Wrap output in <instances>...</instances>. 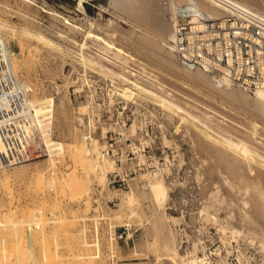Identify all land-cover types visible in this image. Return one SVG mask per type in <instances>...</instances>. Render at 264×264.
<instances>
[{"label":"rangeland","instance_id":"1","mask_svg":"<svg viewBox=\"0 0 264 264\" xmlns=\"http://www.w3.org/2000/svg\"><path fill=\"white\" fill-rule=\"evenodd\" d=\"M108 1L101 0L94 5L84 3L83 12L79 9V2L74 0H0V20L9 22L10 25L1 28V31L5 37L7 36L17 60L22 62H19L18 69L20 79L31 82L33 89L35 88L30 92L32 96L41 92L39 96L37 95L41 99L53 97L55 118V120L53 118V138L67 143L73 141L77 144L82 143L87 159L84 160L87 162L79 165L80 185L76 190L68 183L64 184L63 182L69 180L63 181L64 176L61 177L75 167L74 161L72 162L69 156L65 157L66 161L64 159V162L59 160L58 162L61 163H56L55 173L51 169L53 168L50 165L51 160H48L49 157L51 158L50 155L13 166L15 169L6 168L10 173L13 169L17 170V167L25 172L29 170V173L27 176H22L25 180L21 176L13 175L8 177L9 181L0 179V203H3L2 206L0 204V212L4 218L3 226L0 227V233L4 235L0 237L6 239L3 242L4 240L0 238V255L10 257L6 259L5 256H0V264L11 263L12 261L6 260H12L13 257H16L15 264L24 263L23 258H20L22 263L18 261L19 254L22 255L21 257L29 258L24 259L26 262L24 264L28 261L30 264H176L172 258H169L167 247H164L166 243L170 245L173 241L181 255L188 254L189 250H193L194 245L198 244L197 253L199 257L204 258L203 264H217L223 259L229 264H241L239 252L249 258L251 264H262L260 241L247 233L253 231L263 236L264 227L258 221L257 213L252 211L253 204L248 203L250 208H247V203L244 205V201L243 205L240 204L238 198L241 193H237V196L230 194L227 184L221 179L222 175L210 169L211 160L208 159L209 151L204 152V147L206 148L204 141L208 139L206 143L213 145L214 141L218 140L216 146L219 145V148H229L228 140L245 141L252 149L254 148L255 153L259 152L260 155L257 156L259 160L261 154L264 155V131L260 134L258 132L264 130V115L238 100L233 102L235 99L231 101L230 98L214 92L216 99H219L215 100V104L221 103V105H214V110L219 108L218 112L209 111L203 101L195 99L198 104L194 102L193 98L196 96L194 91L195 96L192 93L189 94L193 96H189L187 92H183L185 95L181 94L179 88L178 92L176 87H173L176 85L173 80L175 76L179 79L186 77L184 80L196 83L179 70L176 71L161 61L143 54L145 58H150L153 62L157 61L156 63L163 68H168V70L162 69L163 73H168L169 79L158 80L159 77H154L155 74L150 73L143 65L138 66V63L127 59L123 54L116 56L115 51L106 48L102 40H93L92 37L88 38L89 36L86 38L88 35L86 32L89 30L104 36L109 41L121 42L103 29L110 19L118 20L126 28H129L130 24L126 21V16L112 8ZM55 13L59 14L54 16ZM65 19H70L69 21L79 27L69 26ZM90 21L94 23L91 24ZM122 43L127 46V43ZM127 47L133 49L129 45ZM135 52L142 55L140 51L135 50ZM110 55H115L116 58ZM169 69L173 72H168ZM172 73L176 75L173 76ZM126 89H129L127 93H125ZM146 89L153 90L152 92L155 91L162 97ZM186 95L188 97H185ZM168 99L174 103L175 108L171 104H166ZM176 104L184 110L177 109ZM223 106L226 109H222ZM227 107H230V110ZM253 117L257 122L255 120L249 122ZM246 118H249L248 121ZM244 122L245 125L247 124L246 127L243 126ZM254 124L257 126L254 127ZM196 130L199 132L196 133ZM207 136H210L213 143ZM225 137L226 140L221 139ZM166 139H168L167 143H165ZM202 144L204 147L201 146ZM252 157L250 156L249 159L254 160L251 163L257 162V157ZM261 158L264 159L263 156ZM34 163L38 167H46V171L50 170L47 176L50 175L56 181L53 183L54 186L47 184L45 188L44 185L39 186L37 183V187L33 181H28L31 180L29 174L35 168ZM45 164L47 166H44ZM149 173H162L165 181L167 180L170 197L165 205L161 197H156L150 192L147 177ZM2 183L4 188L1 186ZM42 188L45 191L40 190ZM131 194H134V200L129 202L128 196ZM220 196L221 198H218ZM251 208L252 210L249 211ZM7 211H10L9 214ZM5 214L6 217H10L6 222ZM206 215L210 217L209 220ZM39 216L46 218V221H41ZM47 217L50 219L48 220ZM172 217H177L178 221L171 220ZM16 218L21 224H14L15 221L18 223ZM11 219H15L11 221L15 227L10 222ZM24 219L26 222H23ZM217 220L232 223L233 227L245 232L239 241L233 242L231 252H227L222 240L220 241L221 234L217 229ZM9 222L15 229L20 228L19 233H16L14 228H7ZM30 223L32 225H29ZM36 223H39V226ZM30 232L38 237V240L33 238V246L29 237ZM7 241H14V245H11L13 242L6 243ZM18 241L22 243L20 246ZM91 241L98 243V247ZM87 242H91L90 244L94 246H87ZM3 246L4 249L7 248L5 251L8 250L9 257L3 251ZM18 246L22 247L18 248ZM87 250L89 254L86 253ZM218 251L221 253L219 254ZM31 254L34 263H31ZM86 254L94 256L92 259L89 256L90 260H87V257L83 256ZM48 255L52 257L49 258ZM180 263L183 264L179 261Z\"/></svg>","mask_w":264,"mask_h":264},{"label":"bare ground","instance_id":"2","mask_svg":"<svg viewBox=\"0 0 264 264\" xmlns=\"http://www.w3.org/2000/svg\"><path fill=\"white\" fill-rule=\"evenodd\" d=\"M32 2V1H31ZM109 5L114 8L116 11H118L120 14H124L125 18H126V21L129 22L130 26L129 28H126L124 27L122 24L119 23L118 20H113V19H110L109 22L107 23V25L104 27V31L106 33H109L111 35H114L118 41H121V42H125L127 43V46H131V48L133 49H129L130 47H127L125 45H123V43L121 44V42H112V41H109L107 39H105L104 36L98 34V33H94L92 31H87L86 34V38H90L92 37L93 40H102L104 42V44L106 45L105 47L106 48H109L111 50H113V52L115 51V54L116 56H122L125 55V57L131 61H134V63H138L137 65L138 66H141L143 65L144 68H147L148 71H150V73L152 72L153 74H155L154 77L158 78L159 79H163V81H166V79H169V75L168 73H163V68L161 65L157 64L156 62H153L150 58H145V55L149 56V57H152V58H155V60H159L161 61V63H163L164 65H167L176 69L179 70L184 76H187L189 78H191L192 80H194L196 83H192L190 82L189 80H184V77L183 79H179V77L175 76L173 78V80H175V86L173 87H176L177 91L180 89V91H182L181 94H184L183 92H187L188 94L189 93H192L194 95L195 93V97L193 98V100L197 99V100H201L203 101L205 104H206V107L208 109H210L209 111H213L214 110V105H221L220 104H215V102L217 100H219L218 98L216 99V95L213 94L214 93H218V94H221V95H224L228 98L232 100L235 99V101L233 102H237L236 100H238V102H242V104H246L250 107H252L253 109L259 111L261 114L264 115V90H258V91H255V92H252V91H249L245 88H242V87H234L236 86L237 84L231 82L230 80H228L227 78L219 75L218 73H211V72H208L207 70L195 65V64H192L186 60H184L183 58H181L178 54H176V52L173 50V47L172 45L170 44L171 40L173 39V36H174V27L177 25V23L179 22L180 19H189V18H197V17H203V18H220V17H224V16H228V15H231V14H236L238 12H252V13H255L261 17L264 18V0H109ZM79 9L82 10L83 12L85 11L84 9V6H83V3L82 1H79ZM77 10V9H76ZM47 12V11H46ZM56 14H59V13H55L54 16ZM117 16V14H116ZM59 17V16H58ZM72 17V16H71ZM122 18V17H121ZM64 19V18H63ZM72 19V18H71ZM78 19V18H77ZM67 20V19H65ZM70 20V19H69ZM67 20V22L70 24H68L69 26H74V27H79L78 25L72 23L71 21ZM73 20V19H72ZM76 20V19H75ZM74 22V21H73ZM76 22V21H75ZM66 23V21H65ZM91 23V21H90ZM94 22H92L91 24H93ZM78 24V23H77ZM101 24V23H100ZM80 25V24H79ZM102 25V24H101ZM9 22H5V21H1L0 20V73L7 78V80L10 82V84L13 86V91H12V94H17L18 96H24V97H30L32 103H33V107L36 109V113H37V118L40 122V124L42 125L43 123V120L41 119V114L44 112V109H45V104L47 103H51L53 102L52 98H45V99H41V97H38L40 94L37 96L35 93L34 96L31 95V91H33V87H32V84H30L31 82H26L22 79H20V76L18 74V69L20 67V61L17 60L16 58V53L13 52L10 48V45H9V40L7 38V36L5 37V35L3 34V32L1 31V28H7L9 27ZM91 26V25H90ZM97 27V26H96ZM12 28V27H11ZM14 28V27H13ZM75 30V29H74ZM86 30V29H85ZM42 34V33H41ZM43 36V35H40V37ZM46 36V35H45ZM32 37V36H31ZM35 37V36H34ZM39 37V36H38ZM39 37V38H40ZM44 38V37H43ZM115 38V39H116ZM45 40V38L43 39ZM48 40V38L46 39ZM92 40V41H93ZM50 41V39H49ZM48 41V42H49ZM39 42V41H38ZM52 42V41H51ZM50 43V42H49ZM53 43V42H52ZM58 43V42H57ZM95 43V41H94ZM96 43H99V42H96ZM46 44V43H45ZM102 44V45H104ZM60 45V44H59ZM101 49V48H100ZM134 50V52H133ZM135 50L137 51H140L142 53V55H139L138 53L139 52H135ZM24 52V51H23ZM104 54V53H103ZM18 55V54H17ZM24 56V55H23ZM112 56V55H110ZM115 56V55H114ZM112 56V57H114ZM86 57V56H84ZM83 57V58H84ZM107 57V56H106ZM99 58V57H98ZM116 58V57H114ZM86 59V58H85ZM150 59V60H149ZM88 60V58H87ZM24 61V60H23ZM84 61V60H83ZM90 61V59H89ZM127 61V60H126ZM94 62V61H92ZM96 62V61H95ZM115 62V61H114ZM117 62V61H116ZM91 63V61H90ZM95 64V63H94ZM97 64V62H96ZM118 64V63H117ZM92 65V64H91ZM128 65H131V64H128ZM136 65V64H135ZM97 66V65H96ZM99 67V66H98ZM102 67V66H100ZM134 67V66H133ZM142 67V66H141ZM25 68V67H24ZM103 68V67H102ZM101 68V69H102ZM163 68V69H162ZM21 69V68H20ZM129 69V68H128ZM23 70V69H22ZM110 70V69H109ZM126 70V68H125ZM165 70H168V68H166ZM170 70V69H169ZM172 70V69H171ZM168 71V72H173V71ZM112 71V70H111ZM130 71V70H129ZM178 71V72H179ZM132 72V71H131ZM167 72V71H166ZM143 73V72H142ZM21 74V73H20ZM23 74V73H22ZM27 74V73H26ZM171 74V73H169ZM24 75V74H23ZM148 75V74H147ZM179 76V75H178ZM182 76V75H181ZM126 77V76H125ZM24 79V78H23ZM128 79V78H127ZM155 80V79H154ZM160 80V81H161ZM172 80V81H173ZM170 81H171V78H170ZM168 81V82H170ZM152 82V81H151ZM162 82V81H161ZM173 82V84H174ZM164 83V82H163ZM138 84V83H137ZM160 85V84H159ZM170 85H172V83H170ZM168 86V85H167ZM238 86V85H237ZM143 87V86H142ZM160 87V86H159ZM145 88V87H144ZM179 88V89H178ZM172 89H175V88H172ZM129 89H126L125 90V93L128 92ZM192 90V92L190 91ZM131 91V89H130ZM146 91L150 92L148 89H146ZM153 91V90H152ZM151 91V92H152ZM176 91V90H174ZM194 91V93H193ZM179 92V91H178ZM43 93V92H42ZM133 93V91H132ZM152 93H155L152 92ZM252 93H258L256 95H253ZM155 94H158V93H155ZM190 95L189 96H193V95ZM131 95V94H130ZM185 95V94H184ZM158 96L161 98L162 95L160 96L158 94ZM214 96V97H213ZM185 97H188V95H186ZM166 98V97H165ZM191 98V97H190ZM167 99V98H166ZM192 99V98H191ZM229 99V100H230ZM216 100V101H215ZM228 100V99H227ZM168 103L166 104H171L173 107H174V103L170 102V99L166 100ZM64 102V101H63ZM165 102V100H164ZM196 102V100L194 101ZM193 103V102H191ZM198 104V102H196ZM224 103V106H225V102ZM189 104V103H188ZM202 103H200L201 105ZM204 104V106H205ZM234 104V103H233ZM241 104V103H240ZM243 104V105H244ZM65 105V104H64ZM86 105V104H85ZM199 106V108L202 109V107ZM223 105V104H222ZM168 106V105H167ZM177 107V109L180 108L184 110V108H181L180 105L176 104L175 105ZM203 106V105H202ZM223 108L222 109H226V108ZM247 106V107H248ZM56 107V106H55ZM63 107V106H62ZM84 107V106H83ZM81 107V109L83 108ZM217 107V106H216ZM222 107V106H221ZM175 108V107H174ZM206 108V109H207ZM229 110H230V107H227ZM236 108V107H235ZM65 109V108H64ZM63 109V110H64ZM207 109V110H208ZM234 109V107H233ZM251 109V108H250ZM252 109V110H253ZM56 110V109H55ZM60 110V109H59ZM84 110V109H83ZM217 110H219V108L216 110H214V112H218ZM237 110V109H235ZM62 111V109H61ZM65 111V110H64ZM182 111V110H181ZM186 111V110H185ZM199 111V110H198ZM201 111V110H200ZM203 111V110H202ZM221 111V110H220ZM225 111V110H224ZM222 111V112H224ZM239 111V110H238ZM187 112V111H186ZM206 112V111H205ZM221 112V113H222ZM230 112V111H229ZM232 112V110H231ZM236 112V111H235ZM247 111H245L246 113ZM65 113V112H63ZM188 113V112H187ZM227 113V112H226ZM225 113V114H226ZM234 113V112H233ZM241 113V112H239ZM244 113V112H243ZM190 115H192L191 113H188ZM212 114H215V113H212ZM219 114V113H218ZM217 114V116H218ZM231 114V113H229ZM250 114V113H249ZM62 115V114H61ZM194 115V114H193ZM192 115V116H193ZM208 115H209V112H208ZM207 115V116H208ZM227 115V114H226ZM225 115V116H226ZM236 115H237V112H236ZM242 115V113H241ZM244 115V114H243ZM248 115V114H247ZM224 116V117H225ZM231 116V115H230ZM233 116V115H232ZM231 116V117H232ZM238 116V115H237ZM236 116V117H237ZM245 116V115H244ZM255 116V115H254ZM193 117H196V116H193ZM209 117V116H208ZM223 117V118H224ZM228 117V116H226ZM229 117V118H231ZM241 117V116H240ZM248 117V116H247ZM251 117V116H249ZM198 118V117H196ZM252 118V117H251ZM257 118V117H255ZM200 119V118H198ZM211 119V118H210ZM227 119V118H225ZM234 119V118H233ZM237 119V118H236ZM240 119V118H239ZM247 119V118H246ZM249 119V118H248ZM247 119V121H248ZM260 119V118H259ZM258 119V120H259ZM55 120V118H54ZM197 120V119H196ZM209 120V119H208ZM227 120H232V119H227ZM253 120H257V119H251L249 120L250 121H253ZM152 121V120H151ZM201 122V121H200ZM204 122V121H203ZM234 122V121H233ZM237 122V121H235ZM238 122H240L238 120ZM246 122V121H245ZM245 122L243 124V126L246 127L245 125ZM247 122V123H249ZM257 122V121H256ZM255 122V123H256ZM260 122V121H258ZM262 122V121H261ZM214 123V122H213ZM241 123V122H240ZM160 124V123H159ZM239 124V123H238ZM256 124H259V123H256ZM236 125V124H235ZM242 125V124H241ZM240 125V127H241ZM250 124H248L249 126ZM43 126V125H42ZM166 126V125H165ZM207 126V125H205ZM257 125L254 124V127H256ZM260 126V129L262 128V123L259 125ZM208 127V126H207ZM212 127V126H211ZM215 127V126H214ZM221 127V126H220ZM223 127V126H222ZM264 127V126H263ZM46 128V127H45ZM55 128V127H54ZM250 128V127H248ZM135 129V128H134ZM212 129V128H211ZM254 129V128H252ZM256 129V128H255ZM245 130V129H243ZM247 130V129H246ZM54 131V130H53ZM205 131V130H204ZM264 130H260L258 131L259 134L260 132H263ZM102 132V131H101ZM199 131L196 130V133H198ZM219 132V131H218ZM256 132V130H255ZM193 133V132H192ZM209 133V132H208ZM254 133V132H253ZM264 133V132H263ZM160 134V133H159ZM200 134V133H199ZM205 134V133H204ZM255 134V133H254ZM194 135V134H193ZM196 135V134H195ZM209 135V134H208ZM262 135V134H261ZM264 135V134H263ZM197 136V135H196ZM196 136H194L196 139ZM202 136V135H201ZM206 136V135H204ZM223 136V135H222ZM221 136V137H222ZM208 137V136H207ZM205 137V138H207ZM210 137V136H209ZM208 137V138H209ZM212 137V136H211ZM224 137V136H223ZM264 137V136H263ZM199 138V137H198ZM216 138V137H215ZM165 139V138H164ZM199 139H202V138H199ZM204 139V137H203ZM202 139V140H203ZM221 139H227L226 137L225 138H221ZM264 139V138H263ZM167 140L166 139V142L167 143ZM208 140V139H206ZM206 140L204 141V145L206 144V148L203 146V144L201 146L204 147L205 151L204 152H208L206 154H208V159L210 161L209 164H211V168L210 169H214V171H217L219 173V175H222L221 179L224 181V183L227 184V187H228V190L230 192V194H236L237 196V193H241L239 195H241L238 200L240 204L244 203V205L247 203V208H250L249 204L250 203L251 205L253 204V208L254 210L252 211H255L257 213L256 216H258V221L263 225L264 227V159L261 158V156L264 157V155L261 154V156L259 157V160H258V157L260 154L259 152L256 153L254 152V148L252 149V147H250L245 141H240V142H234V140H228L227 141V146L229 148H219L218 146H216L218 140L214 141L215 143L212 145V144H207L206 143ZM210 142H211V139L209 138ZM214 140V139H213ZM72 141V140H71ZM170 141V140H169ZM196 141V140H195ZM203 142V141H201ZM221 142V141H220ZM169 143V142H168ZM196 143V142H195ZM200 143V141H199ZM213 143V142H211ZM82 144V143H81ZM81 144H77L74 143H67L63 140H55V145L56 147L54 148V150L50 152V156L51 158L49 157L48 160L50 161V165H52L53 169L54 170V173L56 172V163L59 161V160H63L64 162V159L66 156H69L71 159H72V162L75 163V167H73V169H71L68 173H65V174H62L61 177H63V181H68V182H63L64 184H67L70 185V187H72L74 190L76 189H79V168L81 165V163H85L87 161L84 162V160H87L86 159V155H85V150H84V147L83 145ZM198 144V143H196ZM54 145V144H53ZM168 145V144H167ZM198 146V145H197ZM136 147V146H135ZM200 147V146H199ZM139 148V147H138ZM202 148V147H201ZM200 148V149H201ZM92 149V148H91ZM96 149V148H95ZM203 149V150H204ZM208 149V150H207ZM207 156V155H206ZM250 156H254L252 158H255L257 157L256 161L257 162H254V163H251V161L249 160L250 159ZM69 159V158H68ZM173 159V158H172ZM261 159V160H260ZM263 159V160H262ZM81 160V162H80ZM170 160V159H169ZM168 160V162H169ZM66 161V159H65ZM254 161V160H253ZM252 161V162H253ZM80 162V163H79ZM59 164L61 162H58ZM82 163V165H83ZM170 163V162H169ZM29 164V163H28ZM35 164V163H34ZM48 164V163H47ZM63 164V163H62ZM158 164V163H157ZM171 164V163H170ZM86 165V164H85ZM174 165V164H173ZM18 166V165H17ZM34 166V165H32ZM40 166V165H39ZM44 166H47L46 164ZM70 166V165H69ZM20 167V166H19ZM42 167V166H41ZM41 167H38L36 164H35V168L32 169L31 173L29 174L30 175V179L31 180H28V181H33L35 184V186H37V183L39 184V186L41 185H44V187L46 188L45 185L47 184H52L54 182H56L53 177H51L50 175L47 176V173L50 171H46V167L45 168H41ZM14 168V167H13ZM32 168V167H31ZM30 168V169H31ZM60 168V167H59ZM58 168V169H59ZM65 168V167H64ZM83 168V166H82ZM160 168V167H159ZM167 168V167H166ZM171 168V167H170ZM15 169V168H14ZM13 169V171H14ZM48 169V168H47ZM50 169V168H49ZM161 169V168H160ZM159 169V171H161ZM164 169V168H163ZM60 170V169H59ZM64 170V169H63ZM209 170V169H208ZM10 171V170H9ZM6 170V168H3L1 169L0 168V179H4L5 181H9L10 179H8L9 176H27L28 173H29V170L28 172L26 171H23L21 169H18L17 167V170H15L13 173L9 172ZM52 171V170H51ZM58 171V170H57ZM165 171V169H164ZM53 173V172H52ZM211 173V172H210ZM209 173V174H210ZM162 174V173H161ZM160 173H149L148 174V179H149V189H150V192L155 195L156 197L159 196L161 197L163 200H162V203L163 205L166 204V202L168 201L170 195H169V186L167 185L164 177L161 175ZM170 174V173H168ZM215 174V173H214ZM145 176L147 174H144ZM104 177V176H103ZM146 177V178H147ZM210 177V176H209ZM212 177V175H211ZM220 177V176H219ZM6 178V179H5ZM15 178V177H14ZM23 178V177H22ZM27 178V177H26ZM13 179V178H11ZM20 179V178H19ZM24 179V178H23ZM65 179V180H64ZM25 180V179H24ZM221 180V181H222ZM3 181V182H5ZM62 182V181H61ZM28 183H31V182H28ZM1 184V183H0ZM33 185V183H31ZM30 184V186H31ZM4 183H2L1 186H3ZM54 186V185H53ZM28 187V186H26ZM34 187V186H33ZM38 187V186H37ZM43 187V186H42ZM48 187V186H47ZM4 188V186H3ZM32 188V187H31ZM35 188V187H34ZM40 188V187H39ZM49 188H51L49 186ZM28 189V188H26ZM33 191V189H31ZM36 190H39V189H36ZM40 190H44L43 188L40 189ZM132 190V189H131ZM45 191V190H44ZM43 191V192H44ZM47 191V189H46ZM220 191V189H218V192ZM224 191V190H223ZM11 192V191H10ZM13 192V190H12ZM35 192V191H34ZM37 192V191H36ZM77 192H79L77 190ZM146 192V191H145ZM213 193V192H212ZM38 194V193H37ZM218 194V193H216ZM224 194V193H223ZM227 194V193H226ZM12 195V194H11ZM13 196V195H12ZM243 196V197H242ZM129 197V202L133 201L134 200V194H131L128 196ZM224 197V196H223ZM229 197V196H228ZM235 197V196H234ZM13 199V197H11ZM218 198H221L218 197ZM9 199V198H8ZM15 199V198H14ZM136 199V198H135ZM5 200V199H4ZM211 200V199H210ZM218 200V199H216ZM226 200V199H224ZM10 201V200H9ZM18 201V200H17ZM136 201V200H135ZM138 201V200H137ZM219 201V200H218ZM244 201V202H243ZM223 202V201H221ZM2 203V202H1ZM0 203V204H1ZM5 203V202H4ZM13 203V201H12ZM3 204V203H2ZM1 204V206H2ZM11 204V203H10ZM141 205V204H140ZM211 206V205H210ZM245 206V207H246ZM206 207V206H205ZM243 207V206H242ZM252 207V206H251ZM31 208V207H30ZM220 208V207H219ZM3 209V208H2ZM1 209V211H2ZM33 209V208H32ZM133 209V208H132ZM206 209V208H205ZM10 210V209H9ZM36 210V208H35ZM34 210V211H35ZM204 210V209H203ZM246 210V209H245ZM244 210V211H245ZM23 211V210H22ZM25 211V210H24ZM33 211V210H32ZM31 211V212H32ZM134 211V210H133ZM132 211V212H133ZM205 211V210H204ZM208 211V210H206ZM231 211V210H230ZM8 214L10 211H7ZM6 212V214H7ZM26 212V211H25ZM135 212V211H134ZM38 213V212H37ZM40 213V211H39ZM206 213V212H205ZM208 213V212H207ZM1 214V212H0ZM4 215L5 217L7 215ZM11 214V213H10ZM16 214V213H15ZM15 214L13 216H15ZM30 214V213H29ZM208 214H211V213H208ZM214 214V213H213ZM26 215V214H25ZM132 215V214H131ZM0 227L3 226V220L4 219L2 217V214L0 215ZM9 216V215H8ZM11 215V218L13 217ZM33 216V215H32ZM74 216V215H73ZM207 216V215H206ZM251 216V215H250ZM36 217V216H35ZM168 217V215H167ZM208 217V216H207ZM212 217V216H211ZM234 217V216H233ZM243 217V216H242ZM252 217V216H251ZM10 218V217H6V220L5 222L7 221V219ZM26 218V217H25ZM34 218V217H33ZM37 218V217H36ZM154 218V217H153ZM170 218V217H169ZM168 218V219H169ZM210 217H208V220H209ZM215 218V217H214ZM224 218V217H223ZM20 219V218H19ZM39 219L42 220H45L44 217L40 218L39 216ZM48 219V217H47ZM50 219V218H49ZM48 219V220H49ZM167 219V218H166ZM174 221H178L177 217H172L171 220ZM202 219V218H201ZM219 219V218H217ZM254 219V218H253ZM15 220V219H13ZM13 220L11 219L10 222ZM16 220H18L16 218ZM26 219L23 220V222L25 221ZM32 220V219H31ZM30 220V222H31ZM34 220V219H33ZM135 220V219H134ZM207 220V219H206ZM9 221V220H8ZM40 221V220H39ZM38 221V222H39ZM40 221V222H41ZM46 221V220H45ZM9 222V224H10ZM11 222V223H12ZM16 222V223H15ZM14 224H21V222L19 223V220H18V223L17 221H15ZM22 222V223H23ZM26 222V221H25ZM34 222V221H32ZM36 222V220H35ZM152 222V220L150 221ZM208 222V221H207ZM8 223V222H7ZM6 223V225H8ZM44 224V222H41ZM160 223V222H159ZM177 223V222H176ZM244 223V222H243ZM13 224V223H12ZM13 224V225H14ZM37 224V223H36ZM39 224V223H38ZM37 224V225H38ZM141 224V223H140ZM153 224V223H152ZM232 223H229V222H223L221 220H217L216 222V225H217V229L219 231V233L221 234V239L220 241L222 240L224 246L226 247L227 249V252H231L232 249H233V242L234 241H239V238L242 237V234L245 233L244 231H241L240 229L236 228V227H233L231 225ZM11 225V224H10ZM8 226L7 228L10 227L11 228H14L12 227L13 225L11 226ZM29 225H32L31 223ZM159 225V224H158ZM260 225V224H259ZM24 226V224L22 225ZM39 226V225H38ZM20 227V226H19ZM262 227V226H261ZM262 227V228H263ZM26 228V227H24ZM3 229V227H2ZM23 229V227H22ZM169 229V228H168ZM14 230L16 231V233H19V230L20 228L16 227V229L14 228ZM45 230V229H44ZM154 230V228H153ZM152 230V231H153ZM166 230V229H165ZM12 231V230H11ZM157 231V230H155ZM169 231V230H168ZM176 231V230H175ZM178 231V230H177ZM3 232V231H2ZM22 232V231H20ZM39 232V231H37ZM87 232V231H86ZM206 232V230H205ZM5 233V232H4ZM11 233V232H10ZM25 233V232H24ZM36 233V232H35ZM163 233V232H162ZM173 234V232H171ZM250 237H253V238H258L259 241H260V252L262 254V259H263V262L262 264H264V235L260 236L256 233H254L253 231H249L247 233ZM0 235H2V233H0ZM4 235V234H3ZM2 235V237H3ZM8 235V234H6ZM23 235V234H22ZM21 235V236H22ZM35 235V234H34ZM31 232H30V241H31V246H33V241L34 239L33 238H36V235L34 236ZM20 236V237H21ZM34 236V237H33ZM37 236L38 233H37ZM0 237L2 240H4L3 242H5L6 239ZM5 237V236H4ZM97 237V236H96ZM16 238V237H15ZM11 239V238H10ZM41 239V238H40ZM82 239V238H81ZM174 239V238H173ZM8 240V239H7ZM14 240V239H13ZM16 240H19V239H16ZM23 240V239H22ZM21 240V241H22ZM36 240H38V237L36 238ZM85 240V239H84ZM155 240V239H154ZM170 240V239H169ZM1 241V240H0ZM158 241V240H157ZM11 243L13 242V244H11L12 246L14 245V241H10ZM10 242H6V243H9ZM46 242V241H45ZM82 242V241H80ZM92 244H95L93 243V241H91ZM90 242V243H91ZM174 242V241H173ZM173 242H171L173 244ZM198 242V241H197ZM18 245L20 246V244H22L20 241H18ZM25 243V242H24ZM83 243V242H82ZM89 242H87V246L90 245V246H94V245H91ZM97 243V241H96ZM167 245V243L165 244V248L167 247V250H168V256L169 258H172L173 261H175L176 264H179V261H181L183 264H203L204 262V258L202 257H199L197 251L199 250L198 249V244H195L194 245V249L193 250H189L188 254L186 255H181V253L179 252L178 250V247H176L174 244L173 245ZM98 244V243H97ZM97 244H95L97 246ZM178 244V243H177ZM3 245L7 246L5 243H3ZM17 245V244H16ZM27 245V244H26ZM86 245V244H84ZM167 245V246H166ZM18 248H21L19 247ZM86 246V247H87ZM163 246V245H162ZM11 247V246H9ZM15 247V246H14ZM13 247V248H14ZM35 247V246H34ZM84 247V246H82ZM98 247V246H97ZM162 247V248H164ZM46 248H48L46 246ZM89 248V247H88ZM86 248V249H88ZM159 248V247H158ZM7 249V248H5ZM4 249V246H3V251L6 252ZM33 249V248H32ZM71 249V248H70ZM69 249V250H70ZM85 249V248H84ZM98 249V248H97ZM204 249V248H203ZM21 251V249H19ZM10 251V249H9ZM13 251V250H11ZM29 251V250H28ZM32 251V250H31ZM58 251V250H57ZM66 251V250H65ZM160 251V250H159ZM221 251V249H220ZM2 252V253H4ZM16 252L17 249H16ZM49 252V251H47ZM46 252V253H47ZM72 252V251H71ZM81 252V250H80ZM7 256L9 257L8 255V250H7ZM5 253V254H6ZM15 253V252H14ZM20 253V252H19ZM18 253V254H19ZM21 253H24L21 251ZM28 253V252H27ZM45 253V254H46ZM74 253V251H73ZM88 253V250L87 252ZM99 253V252H98ZM218 253L220 254L221 252L218 251ZM11 254V253H10ZM13 254V252H12ZM83 254V253H82ZM81 254V255H82ZM89 254V253H88ZM24 255V254H23ZM57 255V254H56ZM78 255V254H77ZM80 255V254H79ZM166 255H167V252H166ZM1 257L5 256V255H0ZM15 256V254L13 255ZM22 255L19 254V259L18 261L21 262V259L20 258H23L22 260L25 262L24 258L25 256L21 257ZM27 256V255H26ZM29 256V255H28ZM45 256V255H44ZM49 256V255H48ZM58 256V255H57ZM72 256V255H71ZM83 256H86L87 257V260H90L88 259L89 256H91L90 258L92 259V256L91 254L90 255H83ZM83 256H80V257H83ZM239 256V260L241 262V264H251L250 263V259L245 257V255L242 253V252H239L238 254ZM0 257V258H1ZM6 257V256H5ZM4 257V258H5ZM18 257V256H17ZM52 257V256H51ZM49 256V258H51ZM59 257V256H58ZM64 257V256H63ZM73 257V256H72ZM76 257V256H75ZM79 257V256H78ZM10 258V257H9ZM6 257V259H9ZM12 258V257H11ZM16 258V257H15ZM15 258L13 257L12 260H6V261H12L11 263L15 264L16 260ZM48 258V257H47ZM55 258V256H54ZM52 258V259H54ZM167 258V257H166ZM29 259V258H28ZM26 259V260H28ZM73 259V258H72ZM75 259V258H74ZM82 259V258H81ZM86 259V258H85ZM171 259V260H172ZM5 260V259H4ZM46 260V259H45ZM88 263H90L89 261H87ZM170 260V259H169ZM179 260V261H178ZM1 261V260H0ZM47 261V260H46ZM45 261V263H46ZM53 261V260H52ZM56 261V260H55ZM61 261V259H60ZM72 261V260H71ZM70 261V262H71ZM76 261V260H75ZM93 260H91L92 262ZM252 261V260H251ZM19 262V263H20ZM35 260L32 258V254H31V263H34ZM54 262V261H53ZM63 262V261H62ZM9 263V264H11ZM22 263V262H21ZM22 263V264H24ZM29 263V261H28ZM27 263V264H28ZM55 263V262H54ZM80 263V262H79ZM8 264V263H6ZM30 264V263H29ZM36 264V263H35ZM87 264V263H86ZM91 264H94V263H91ZM181 264V263H180ZM217 264H229L226 259H223V260H220V262H218Z\"/></svg>","mask_w":264,"mask_h":264},{"label":"built area","instance_id":"3","mask_svg":"<svg viewBox=\"0 0 264 264\" xmlns=\"http://www.w3.org/2000/svg\"><path fill=\"white\" fill-rule=\"evenodd\" d=\"M74 1L94 5L101 0ZM171 45L181 58L208 72L252 92L264 90V18L255 13L180 19ZM12 91L13 86L0 73L1 169L49 156L56 147L54 103L45 104L42 126L30 97Z\"/></svg>","mask_w":264,"mask_h":264}]
</instances>
